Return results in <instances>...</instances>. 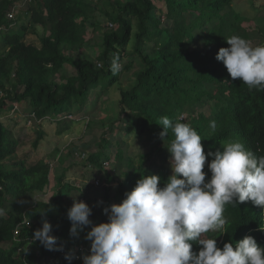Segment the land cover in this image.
Returning a JSON list of instances; mask_svg holds the SVG:
<instances>
[{
    "label": "trees",
    "instance_id": "obj_1",
    "mask_svg": "<svg viewBox=\"0 0 264 264\" xmlns=\"http://www.w3.org/2000/svg\"><path fill=\"white\" fill-rule=\"evenodd\" d=\"M99 1H108V9L92 0H0V25L5 27L2 30L5 52L0 54V92L4 93L0 98V208L4 209V215L0 216V264H43V260L76 264L74 259L68 261L66 254L79 244L90 247L85 235L91 227L79 231L78 236L70 234L67 212L73 201L72 204L65 201L82 191L76 199L86 202L88 191L64 183L63 174L57 176V188L48 198L35 199V195L44 193L49 185L51 162L40 159L30 166L20 163L17 167L11 161L18 141L3 123L4 117L12 115L8 102L21 103L27 108L26 121L32 119V114L39 119L50 117L60 125L58 133L68 131L71 129L68 114L74 116L87 111L88 105L94 104L92 101L98 102L113 85L118 87L123 72L132 68L131 59H124L129 43H132V56L138 61V68L134 72V84L128 89H118L119 114L108 117V124L100 120L110 135L101 138L95 152L74 148L75 151L72 149L67 154L75 164L81 163L92 170L93 179H106L104 203L107 206L111 184L116 183L114 189L122 201L142 175L138 177L129 164L122 171V151L117 148L112 153L108 147L114 140L112 131L116 122L123 124L125 134L133 127L140 133L146 131L150 139H156L155 146H159L163 143L159 136L163 131L161 117L167 116L174 123L182 117L180 122L201 134L205 152L222 151L223 144L239 140L257 156L264 155V90L249 89L240 79L233 80L223 62L216 59L219 48L228 47L225 39L232 35L241 36L252 45L253 40L260 37L257 44H264V20L254 22L237 12L232 8L233 0H163L165 11L158 10L153 0ZM14 4H20L30 19L43 27L40 46L25 41L22 31H8L14 19H9L7 14ZM97 12L111 22L102 31L100 51L95 58L75 59L71 53L86 46L88 27L100 29V23L94 22ZM23 29L27 28L23 26ZM116 56L123 67L113 74L110 66ZM67 64L76 70L74 74L60 73ZM58 74L61 79L57 78ZM106 76V84L97 86ZM94 91L96 95L90 94ZM92 121L89 119L87 124ZM212 121L215 128L210 127ZM41 137L42 133H37L33 142L35 148ZM173 138L168 129L165 145ZM61 157H55L57 162H63ZM7 159L13 165L7 166ZM162 167L163 164L156 169L147 166L144 175H159L157 172L161 173ZM206 173V177L211 176L210 171ZM168 177H161L160 187ZM6 202L10 207H6ZM88 205L92 208L93 224L107 221L101 203ZM228 209L230 222L225 225L222 238L217 239L218 247L222 248L225 242L235 246L249 229L264 227V208L251 201L232 204ZM24 219L30 225L27 226ZM44 220L52 226L50 234L57 237L56 248L48 250L36 241L23 259L16 254L17 249L28 248L30 238ZM256 233L257 230L252 232L253 238L260 245ZM202 238L214 236L209 232ZM260 241L264 243V233ZM200 247L193 242L194 252Z\"/></svg>",
    "mask_w": 264,
    "mask_h": 264
},
{
    "label": "clouds",
    "instance_id": "obj_2",
    "mask_svg": "<svg viewBox=\"0 0 264 264\" xmlns=\"http://www.w3.org/2000/svg\"><path fill=\"white\" fill-rule=\"evenodd\" d=\"M225 40L228 47L219 48L216 59L223 62L230 77L240 79L249 89L264 90V44L253 46L238 35ZM122 67L119 57H113L112 73H119ZM16 105L20 104L8 102L7 106L12 110ZM182 119L178 117L174 123L164 116L160 120L163 131L159 136L170 154L159 169L161 173L157 172L162 178L169 175L163 187L159 186V175H141L120 203L104 208L108 219L98 224L90 219L92 208L85 200L76 199L82 191L72 196L73 204L67 212L70 234L78 236L79 231L91 225L85 235L90 247L84 244L71 247L65 257L68 261L74 259L76 264H264V247H261L264 243L260 241L264 227L249 229L235 246L232 242H225L222 248L217 246V239L222 238L225 225L230 222L229 206L251 201L264 208V155L257 156L239 140L223 144L222 151L205 152L201 134L180 122ZM210 127L215 128L214 121ZM168 129L174 138L165 145ZM207 167L210 177H206ZM100 183L103 182L95 180L96 187ZM104 185L108 186L105 182ZM3 215L4 209L0 208V216ZM51 227L44 220L42 227L34 231L28 248L25 251L18 248L16 254L24 259L36 241L54 250L57 237L50 234ZM254 230L261 246L253 238ZM211 231L220 232V236L202 238L203 234H212ZM193 242L201 246L198 252L192 250Z\"/></svg>",
    "mask_w": 264,
    "mask_h": 264
},
{
    "label": "rangeland",
    "instance_id": "obj_3",
    "mask_svg": "<svg viewBox=\"0 0 264 264\" xmlns=\"http://www.w3.org/2000/svg\"><path fill=\"white\" fill-rule=\"evenodd\" d=\"M92 1L98 2L99 6L108 9V1ZM153 1L155 4H157L156 7L158 10H166V4L163 0ZM20 2L22 4V1ZM13 6L14 7L12 10H10L7 14L9 19H14L9 24V27L12 29H9L8 31H22L25 34V41L35 44L36 46H40L43 35V27L34 23V21L30 19V15L24 11V8L20 7V4H14ZM232 8L244 16L251 18L254 22L261 23L262 20H264V0H233ZM95 21L100 23V29L93 30L92 27H88L86 32V38H88V42L84 48H81V50H77L76 52L73 51L71 53L73 58H95L98 55L100 51L102 31L104 30V27L110 26L109 23L111 22L110 19H107L106 16L98 12L96 13V20H94V22ZM132 23L134 24V20H132ZM23 26H25L27 29H23ZM4 29L5 27L0 25V54L5 52V45H3L4 41H2V38L4 37V35H2V30ZM198 32H200V30ZM259 38L260 37H257L255 40H253L252 43L254 46L258 45L257 41ZM132 52V43H129L124 51V59L127 61L131 59L133 66L129 71H122L123 74L119 79V86L117 87V84L113 85L108 93H106L104 96H100V98L104 99L103 101H100V98L96 103L95 101H92L94 104H89L88 110H84L80 115L77 113L74 116L68 114L66 116L67 119H71L69 121L71 129L68 131L58 133L60 125L54 118L50 117H46L45 119L32 117L30 122H27L25 118L27 116L26 113L28 110L27 108L24 109V106L21 103L20 105H16L14 108L12 107V110H14H11L12 115L7 116L6 118L4 117L3 123L11 129L13 137H15L18 141L15 156L13 159H11V161L15 162L14 164L17 167L20 163L30 166L40 159H45L46 161L51 162L49 185L46 187L44 193L35 195L36 200L48 198L57 188V176L63 174L64 183L67 182L69 184H76L79 185V187L81 186L86 188V190L83 191H88V200L86 201L87 204L99 203L100 205L101 203L103 211L104 208L107 207V203H104L105 186H103V183L106 182V179L104 178L102 181L103 183L98 184L96 187V179H93L95 178V174H93L92 170L86 169V166H82L81 163L75 164L76 161H73L72 158H70L71 155L67 154L74 148L80 151L86 150L90 153L95 152L98 149L101 138H108L110 135L106 129V125L103 127L100 120H104L108 124V117L112 118L116 114H119L118 99L120 98V95L118 94V89H128L134 84V72L138 68V61L134 60L135 57L132 56ZM75 72L76 70L69 64L64 65V67L60 70L61 74L66 75L74 74ZM58 77L59 74L57 78ZM107 80V76L102 77L99 80L97 86H103L106 84ZM90 94L96 95V91ZM8 108L10 109V106ZM119 116L120 115H117V117ZM89 119L93 120L92 124H87ZM39 132L42 133V137L40 140H38L37 146L35 148L33 146V142L36 140L37 133ZM102 132L107 133L103 134ZM112 133L114 134V140L109 143L108 147L112 149V153L115 152L117 148H120L122 151V159L124 160L122 171L125 170V166L129 164V167H133L134 170H136V175H144L148 162L151 161L150 165L155 169L159 167L166 159L170 158L169 155L165 159V155L168 153V150L164 146V143H161L159 146H155L156 139L154 137H151L150 139V137L146 135V131L140 133L137 128L133 127L132 130L125 134L123 124L116 122ZM56 153L58 156H62L61 158H63V162H57L55 157L58 156ZM150 153L152 155L147 157V154ZM11 161L7 159L5 161L6 165H13L11 164ZM114 185H116V183L111 184L110 186L113 187L108 188L109 205L112 203L121 202V200L117 198ZM72 201V197L69 196V199L66 200L65 203L72 204ZM5 204L7 208L10 207L8 202ZM105 216L107 217L106 214ZM211 232L214 238L217 239L219 232ZM42 262H44L43 264H58L51 260H43Z\"/></svg>",
    "mask_w": 264,
    "mask_h": 264
},
{
    "label": "built area",
    "instance_id": "obj_4",
    "mask_svg": "<svg viewBox=\"0 0 264 264\" xmlns=\"http://www.w3.org/2000/svg\"><path fill=\"white\" fill-rule=\"evenodd\" d=\"M24 1H26V0H23V2H24ZM27 1H30V0H27ZM1 96H4V93H3L2 91L0 92V97H1ZM14 107H15V106H14ZM31 117L35 118V115L32 114ZM30 120H31V119H29L27 122H30ZM82 156H85V154H83ZM24 222H25L26 225H30V223H29L28 220H24ZM16 232H17V231H16Z\"/></svg>",
    "mask_w": 264,
    "mask_h": 264
}]
</instances>
